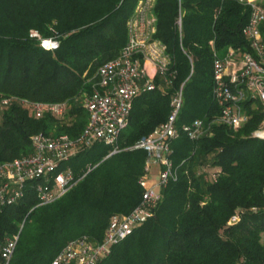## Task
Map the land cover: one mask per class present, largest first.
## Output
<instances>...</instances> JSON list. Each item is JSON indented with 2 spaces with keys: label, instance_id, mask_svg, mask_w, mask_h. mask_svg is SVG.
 <instances>
[{
  "label": "trees",
  "instance_id": "obj_1",
  "mask_svg": "<svg viewBox=\"0 0 264 264\" xmlns=\"http://www.w3.org/2000/svg\"><path fill=\"white\" fill-rule=\"evenodd\" d=\"M136 1L0 0V102L9 100L0 106V162L28 154L33 134H80L87 114L73 102L90 91L86 81L96 69L122 49ZM179 13L181 32L175 24ZM151 15L153 37L172 58L171 84L160 88L157 78L152 91L133 99L118 153L106 157L109 147L95 143L60 165L75 179L88 169L63 196L34 207L26 191L17 204L0 208V247L21 225L8 264H51L74 239L99 242L109 218L137 204L145 152L129 148L166 121L180 88L176 126L200 119L207 132L197 141L180 133L170 143L176 180L161 190L154 216L98 264H264V139L252 135L262 126L264 107L245 101L248 120L237 130L209 125L219 114L212 98L213 52H251L242 35L249 10L236 0H155ZM30 30L56 48L43 49ZM17 100L66 102L68 108L63 120L34 119ZM232 216L238 217L235 223Z\"/></svg>",
  "mask_w": 264,
  "mask_h": 264
},
{
  "label": "built area",
  "instance_id": "obj_2",
  "mask_svg": "<svg viewBox=\"0 0 264 264\" xmlns=\"http://www.w3.org/2000/svg\"><path fill=\"white\" fill-rule=\"evenodd\" d=\"M236 1L249 10V19L242 29V35L249 43L251 52L239 48H228L222 56L213 52L212 98L219 108V114L209 123L233 130L239 129L248 120L243 106L245 101L257 100L264 107V0ZM154 2L136 1L125 22L126 40L122 49L115 58L101 64L86 81L90 83V91L79 97L87 120L80 134L74 139L65 134H33L28 138V154L0 162V208L17 204L26 191L33 194L36 200L34 207L48 205L63 196L88 169L75 179L68 168L60 165L78 150L95 143L109 147L106 157L118 153L117 139L127 126L133 99L142 92L152 91L157 78L161 81L160 88H163L162 84H171L175 75L170 70L172 58L167 54L166 46L153 37L156 19L151 11ZM175 24L181 32L180 13ZM28 35L40 41V46L45 50L57 46L54 41L41 40L34 30H30ZM148 68L152 73L148 72ZM181 90L172 96L171 111L166 121L129 148L145 152L143 171L137 179L141 189L137 204L124 215L110 217L99 242H93L86 236L74 239L61 248L51 264H98L109 254L112 246L154 216L161 190L177 178L170 159V143L180 133L191 141H197L207 132L205 122L200 119L180 128L176 126L182 106ZM17 101L28 109L34 119L50 115L63 120L68 108L66 102L47 104ZM8 103L9 100L3 99L0 106ZM252 135L264 139V121ZM152 167H157V173L153 174L154 180L147 186ZM211 178L215 179V174L212 173ZM237 220V216H232L230 222ZM20 229L21 225L16 234L3 240L0 264L9 263Z\"/></svg>",
  "mask_w": 264,
  "mask_h": 264
},
{
  "label": "rangeland",
  "instance_id": "obj_3",
  "mask_svg": "<svg viewBox=\"0 0 264 264\" xmlns=\"http://www.w3.org/2000/svg\"><path fill=\"white\" fill-rule=\"evenodd\" d=\"M148 70H149V68H148ZM149 73H152V71L151 70H149L148 71ZM161 84V82L159 83V85ZM84 92H81V94H83ZM80 97L76 100V101H74L73 103L76 105V106H80ZM260 103V102H259ZM261 104V103H260ZM262 105V104H261ZM263 121H264V118H263ZM262 121V122H263ZM157 173V167H152V169H151V178H148V180L146 181V185L147 186H149V185H151V181H153L154 180V177L155 176H153V174H156ZM210 179V178H209ZM261 242L262 243H264V232H262L261 233Z\"/></svg>",
  "mask_w": 264,
  "mask_h": 264
}]
</instances>
